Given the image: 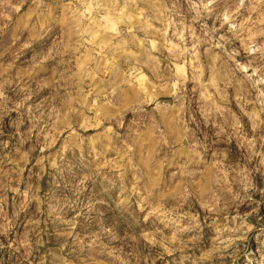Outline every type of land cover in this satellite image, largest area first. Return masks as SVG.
I'll list each match as a JSON object with an SVG mask.
<instances>
[{"label":"rangeland","instance_id":"374dc122","mask_svg":"<svg viewBox=\"0 0 264 264\" xmlns=\"http://www.w3.org/2000/svg\"><path fill=\"white\" fill-rule=\"evenodd\" d=\"M0 264H264V0H0Z\"/></svg>","mask_w":264,"mask_h":264},{"label":"crops","instance_id":"0c3cea01","mask_svg":"<svg viewBox=\"0 0 264 264\" xmlns=\"http://www.w3.org/2000/svg\"><path fill=\"white\" fill-rule=\"evenodd\" d=\"M105 19L107 20L108 19V17H105ZM108 22H106V24H107ZM110 24H112L111 22H109ZM113 25V24H112ZM107 26H108V24H107Z\"/></svg>","mask_w":264,"mask_h":264}]
</instances>
